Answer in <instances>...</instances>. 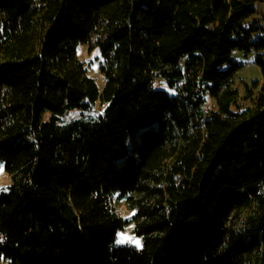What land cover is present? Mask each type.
<instances>
[{
  "label": "trees",
  "instance_id": "1",
  "mask_svg": "<svg viewBox=\"0 0 264 264\" xmlns=\"http://www.w3.org/2000/svg\"><path fill=\"white\" fill-rule=\"evenodd\" d=\"M262 2L0 0V264H264Z\"/></svg>",
  "mask_w": 264,
  "mask_h": 264
},
{
  "label": "rangeland",
  "instance_id": "2",
  "mask_svg": "<svg viewBox=\"0 0 264 264\" xmlns=\"http://www.w3.org/2000/svg\"><path fill=\"white\" fill-rule=\"evenodd\" d=\"M256 12L249 18V22L257 21L261 26V31L259 35H264V2L256 3L254 5ZM78 58L85 64L87 68L88 75L95 79L98 83L99 87L103 86V79L100 70L101 64V55L98 49H94L89 51L86 45H80L77 49ZM233 60L242 65V68L238 71L235 77V86L240 89V94L243 95L245 91L244 83L247 82L251 84L253 81H261V71L257 64L255 63L256 52L251 51L250 53H246L243 51L235 50L233 51ZM160 86V87H159ZM156 88H162L167 90L170 93H174L170 90L162 79H156L155 82ZM215 106V102L207 97V103L205 108H211ZM102 112V108L97 106L96 109L90 113V116H97ZM88 113L82 112L80 110L73 111L69 113L64 121H69L72 119H76L78 117H86ZM11 185V178L6 173L4 164L0 162V191L3 189H7L8 186ZM118 212L124 216L125 218H130L134 211L130 209L125 201L116 204ZM117 245H129L136 246L138 248L142 247L141 238L137 237L133 233V225L127 226L124 231H121L117 235Z\"/></svg>",
  "mask_w": 264,
  "mask_h": 264
}]
</instances>
